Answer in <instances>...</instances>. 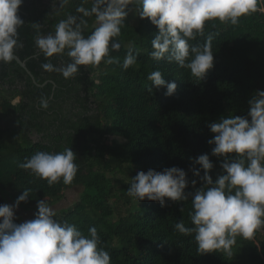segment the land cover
I'll return each instance as SVG.
<instances>
[{"label": "trees", "instance_id": "trees-1", "mask_svg": "<svg viewBox=\"0 0 264 264\" xmlns=\"http://www.w3.org/2000/svg\"><path fill=\"white\" fill-rule=\"evenodd\" d=\"M80 3L72 0L58 16H51L53 0H24L19 9L25 22L18 29L23 47L15 54L26 61L37 83L15 59L0 62V205H10L9 200L15 203L25 189H31L28 200L19 206L35 208L37 213L38 200L46 198L52 206L67 189L83 186L80 199L58 211L57 219L75 224L86 235L90 227H96L111 264H232L239 253L199 254L194 234L183 235L175 229L181 220L193 227L191 197L179 202L165 198L167 206H161L158 201L134 200L127 191L139 171L162 172L175 166L187 172L190 182L197 181L195 188L189 183L185 190L194 193L203 182L191 169H199L201 176L204 171L193 159L203 154L214 164L213 181L223 174L224 157L212 155L214 145L208 141L215 134L208 125L222 116L246 117L248 101L257 90L264 91V0H258L257 11L241 17L238 25L209 21L205 37L190 41L203 45L209 32L218 33L212 42L214 67L202 80L175 63L150 57L158 28L150 19L140 18L135 4L129 5L135 14L129 12L115 38L121 48L110 50V55L122 63L131 47L138 53L136 65L123 70L102 61L97 67L80 66L71 79L45 71L43 64L60 67L69 58H46L36 47L38 33L32 24L41 25V35L54 33L56 23L75 15ZM84 6L90 8L91 3ZM87 19L85 36L93 31L95 18ZM154 70L177 84L173 95H166V87L153 86L148 91L147 77ZM17 98L19 102L13 104ZM45 98L47 109L41 106ZM35 133L39 140L32 138ZM64 148L73 150L79 165L71 185L61 180L50 187L46 180L18 167L38 151L54 153ZM15 215L19 224L20 217ZM263 230H257L252 239L242 237L251 264H264Z\"/></svg>", "mask_w": 264, "mask_h": 264}, {"label": "clouds", "instance_id": "clouds-1", "mask_svg": "<svg viewBox=\"0 0 264 264\" xmlns=\"http://www.w3.org/2000/svg\"><path fill=\"white\" fill-rule=\"evenodd\" d=\"M24 0H0V62L10 63L15 50L23 47L18 29L25 22L19 16ZM72 0H53V13ZM91 3V7H85ZM59 4V7H56ZM138 5L141 19H150L158 28L151 41L150 57L155 61L166 60L180 68L188 69L197 79H204L214 67L213 39L218 33L209 32L203 45L192 44L197 37H205L206 22L236 26L240 18L257 11L258 0H81L76 14H68L55 25L54 33L39 34L41 25L32 24L37 30L36 47L51 58L67 55L69 62L57 67L45 63L47 72L60 73L65 79L74 78L80 66L97 67L118 64L123 70L137 64L138 53L129 47L121 63L110 50L119 51L121 44L115 40L129 15V5ZM94 17L93 31L85 36L89 27L87 18ZM147 79L153 86L166 87V95L176 92L177 84L167 81L160 70L152 71ZM248 115L222 116L208 127L214 135L208 141L212 155L224 157V170L213 181L210 172L214 168L208 154L193 159L204 171L193 167V175L199 177L203 187L194 193H186L191 183L187 172L179 167L166 168L162 172L149 169L139 171L131 179L128 196L134 200L158 201L167 206L166 199L174 202L188 201L193 227H186L183 220L175 229L183 235H193L199 254L221 251L231 256L237 237L252 239L257 230L264 229V91L257 90L248 101ZM41 106L48 108L47 98ZM229 154H235L230 157ZM77 155L71 148L60 152L38 151L19 168L30 171L48 185L63 182L71 185L78 173ZM31 189H25L14 205H0V264H111L110 253L105 250L96 227H90L87 235L75 224L57 219L56 210L47 199L38 200L35 219L16 223L15 210L30 197ZM184 211V208H181Z\"/></svg>", "mask_w": 264, "mask_h": 264}, {"label": "rangeland", "instance_id": "rangeland-1", "mask_svg": "<svg viewBox=\"0 0 264 264\" xmlns=\"http://www.w3.org/2000/svg\"><path fill=\"white\" fill-rule=\"evenodd\" d=\"M129 12L131 14H135V8L133 6H131V8L129 7ZM4 95L6 98L9 97L8 93H5ZM19 100H20L19 98L15 99L13 104L18 103ZM32 138L34 140H39L41 137L35 133L32 135ZM111 139L112 138H110L109 141H111ZM119 176H121V175H119ZM122 177H125V176H122ZM83 191H84L83 186H75L73 188L67 189L65 191V196L60 201H58L57 203L52 205L51 207H53L56 210V212L60 211L63 208H67V207L73 205L76 201H78L80 199ZM9 202H10V205L15 204L12 200H9ZM35 213H36L35 208L24 209V208L19 206V208L15 210V214H17L20 217V223L34 219ZM263 234L264 233H262V235ZM236 239H237V243L233 247L232 251L239 253V256L236 258V260L232 264H251L252 261H251V259L248 258L247 250H246L244 244H242V241H241L242 237L238 236Z\"/></svg>", "mask_w": 264, "mask_h": 264}, {"label": "water", "instance_id": "water-1", "mask_svg": "<svg viewBox=\"0 0 264 264\" xmlns=\"http://www.w3.org/2000/svg\"><path fill=\"white\" fill-rule=\"evenodd\" d=\"M23 68H25L27 70V72L31 75V77L33 78L34 82L37 83V80L35 78V76L32 74V72L29 70V68L27 67V63L26 61L22 60L18 55L15 54V58H14Z\"/></svg>", "mask_w": 264, "mask_h": 264}, {"label": "flooded vegetation", "instance_id": "flooded-vegetation-1", "mask_svg": "<svg viewBox=\"0 0 264 264\" xmlns=\"http://www.w3.org/2000/svg\"><path fill=\"white\" fill-rule=\"evenodd\" d=\"M262 232L264 233V230Z\"/></svg>", "mask_w": 264, "mask_h": 264}]
</instances>
